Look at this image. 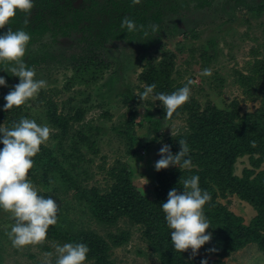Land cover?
Masks as SVG:
<instances>
[{"label": "rangeland", "instance_id": "rangeland-1", "mask_svg": "<svg viewBox=\"0 0 264 264\" xmlns=\"http://www.w3.org/2000/svg\"><path fill=\"white\" fill-rule=\"evenodd\" d=\"M116 1L74 0L71 4L54 0L51 7L39 9L48 21V29L30 39L23 60H41L33 68L36 78L44 79L47 86L25 104L14 106L11 116L18 120L35 119L54 130L40 147L53 154L61 171L44 176L41 168L30 169L39 193L52 196L60 205L58 222L50 227L68 233L94 232L108 244L106 256L111 264H161L159 252L144 236L143 225L127 218H119L113 224L99 222L87 201L80 199L76 187L106 195L116 175L129 168L135 187L153 197L157 144L149 137L145 117L159 118L165 108L158 100L148 98L143 102L138 95L147 83L143 73L165 57L173 59L170 79L174 86L182 87L189 78L194 82L186 112L172 119L164 117L161 129L166 136L189 131L192 109L197 113L235 109L239 115L264 114V75L253 73V68L264 62V14L257 15L243 5L261 0H138L137 5L146 2L148 17L156 12L160 15L159 20L150 21L148 30L137 28L129 32L120 25L107 33L94 26L95 21H114V14L122 9L112 5ZM70 5L84 16L75 21L72 9H66ZM56 8L64 12L57 14L55 22L51 17L49 23V12ZM152 25L157 26L155 31ZM88 57L93 58V64ZM11 66L12 62L0 64V75L7 81V86H0V106L19 82V77L12 78ZM204 67L212 68L211 76L201 75ZM115 76H120L132 90L136 104L126 102L116 92L112 84ZM48 106L65 118L68 134L63 135L50 123ZM0 125L12 127L5 119H0ZM83 133L87 144L78 140ZM262 172L264 160L258 154H242L235 160V176L253 180ZM63 175L75 182L71 185ZM217 194V202L227 212L240 217L244 226L250 225L257 211L249 202L228 190ZM217 220L209 221L214 227L220 225ZM12 222L10 213L0 210V264H47L49 260L55 264V255L47 257L45 253H55L56 244L66 241L47 237L38 244L15 248L7 236ZM211 232L217 233L215 228ZM113 236L127 238L115 245ZM208 249L206 243L195 255L190 248L182 254L186 261L208 258L217 264H264V252L255 242L221 257ZM88 264L98 263L88 260Z\"/></svg>", "mask_w": 264, "mask_h": 264}, {"label": "trees", "instance_id": "trees-1", "mask_svg": "<svg viewBox=\"0 0 264 264\" xmlns=\"http://www.w3.org/2000/svg\"><path fill=\"white\" fill-rule=\"evenodd\" d=\"M51 1L54 0H35V5L30 12L18 11L16 16L11 19L10 24L5 25L0 29V32H6L11 27L12 30L23 28L30 33L31 38L43 34L48 29V21L42 17L39 9L51 7ZM73 1L67 0L71 4ZM122 1L118 0L112 3L118 9L122 7L120 12L118 11L119 13L114 14L113 22L95 21L93 25L98 28L102 27L103 31L111 33L120 27L122 18L127 16L135 21L141 31H144L148 30L150 21L159 20L158 12L151 14L150 17L147 16L146 2L137 5V2L133 3L132 0H126L125 4H122ZM243 5L244 8L257 15L264 14V0L255 4L243 3ZM68 8L72 9L70 13H72L75 21L84 16L81 10L71 5L66 6V9ZM64 10L59 11L56 8L50 11L49 23H51V17L54 19L53 22L58 20L57 14L64 12ZM125 29L127 28L125 27ZM179 30L182 34H186L185 29L180 28ZM87 60L92 64L94 63L93 58L88 57ZM40 61L39 59L31 60L26 63V66L34 67L40 64ZM0 64L5 65L7 62H0ZM173 69V59L165 57L156 67L150 65L142 77L147 83L156 84L155 91L171 93L179 88L177 85L174 86L170 79ZM253 73L257 76L264 75V62L260 61L258 67L253 68ZM16 77L14 74L12 75V78ZM112 84L116 92L126 99V102L130 101L132 104H136V97L120 76H115ZM4 103L6 102H3L1 106ZM188 106L187 102L184 103L169 119L186 112ZM14 111L13 108L3 109L0 107V119H5L8 123L10 121L13 126V122L18 121L16 117H12ZM191 112L193 115L191 116L189 131L170 136H166L161 129L166 112L165 116L161 115L159 118H152L150 115H146L145 118L149 124V137L157 144L156 161L159 159L158 150L163 143L169 144L173 154H175L180 150L179 140L183 139L189 145L190 155L196 167L180 170L178 167L170 166L166 169L156 170V180L151 187L153 196L151 198L142 194L135 187L131 179L130 169L124 168L116 175V181L106 195H99L95 189L86 190L76 187L80 199L87 201L93 216L101 223L113 224L119 218H127L129 221L143 225L145 228L144 236L159 252L161 264H200L202 259H206L208 264H217L216 261L208 258L186 261L182 252L177 251L172 246L171 230L166 224L164 212L160 207V204L167 199L168 191L171 188L176 187L182 191L183 179L197 174L200 178V187L206 189L211 195V200L206 203L204 208L205 215L208 220L217 218V221L220 222L219 226L214 227L210 223L209 229H206L212 231L215 228L217 232L207 243L209 248L216 249L212 251L213 254L220 257L225 256L249 242L257 243L264 252V172L257 175L253 180H249L247 176L238 177L233 174L235 160L242 154H258L259 158L264 160V127H262L264 114L246 113L239 115L235 109L230 111L210 109L204 113H197L196 109H192ZM47 115L55 128H58L63 135L68 134L69 128H67L65 118L57 116L50 106L47 108ZM78 140L85 144L88 142L84 133L79 135ZM2 147L3 144L0 143V148ZM74 151L77 152L78 148L74 147ZM71 155L69 154V156ZM33 160V168H41L44 176L50 172L61 171V167L56 164L53 154L45 147H40V151L33 157ZM63 176L71 185L75 182L69 176ZM227 190L249 202L257 211V215L249 226H244L240 217L227 212L217 202V192ZM47 237L66 242L86 243L90 249L88 260H95L98 264H111L106 256L108 244L94 232L68 233L55 227H49ZM126 238L113 236V243L119 245Z\"/></svg>", "mask_w": 264, "mask_h": 264}, {"label": "clouds", "instance_id": "clouds-1", "mask_svg": "<svg viewBox=\"0 0 264 264\" xmlns=\"http://www.w3.org/2000/svg\"><path fill=\"white\" fill-rule=\"evenodd\" d=\"M133 3L138 0H132ZM35 0H0V29L9 25L18 11L30 12ZM27 22V21H25ZM121 27L129 32L136 31L138 26L130 17H123ZM143 27V26H139ZM156 25H152L155 31ZM31 35L23 28L0 32V62H12L11 72L19 77V82L4 96L3 109L25 104L37 96L47 86L44 79H37L33 67L26 66L23 57ZM212 68L204 67L203 76H211ZM194 82L189 78L187 83L171 93L155 91V83H146L139 92L140 99L158 100L165 108L166 116L171 117L177 109L189 101ZM0 86H7L6 78L0 75ZM54 130L48 124H38L35 119L21 117L13 126L5 128L0 125V210L10 213L13 218L8 239L15 248L35 245L47 238L48 229L58 222L60 205L52 196L41 195L32 183L30 169L33 168V157L40 151ZM180 150L173 154L171 146L163 143L158 150L159 159L155 162L157 171L170 166L180 170L196 167L190 155L186 140H179ZM199 176L193 174L183 179L182 191L176 187L168 191L167 199L160 204L166 224L170 231L172 246L179 252L191 249L195 255L202 245L210 242L213 236L210 221L205 215V205L211 195L199 184ZM215 251V248L208 249ZM90 249L83 242L57 243L55 253L47 252L45 256L55 255V264H88ZM260 255V254H258ZM47 264H52L49 260ZM200 264H208L202 259ZM255 264V261L252 262Z\"/></svg>", "mask_w": 264, "mask_h": 264}]
</instances>
